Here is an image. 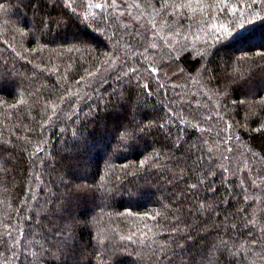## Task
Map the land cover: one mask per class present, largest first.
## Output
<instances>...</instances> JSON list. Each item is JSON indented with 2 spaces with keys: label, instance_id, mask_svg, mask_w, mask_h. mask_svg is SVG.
Masks as SVG:
<instances>
[{
  "label": "trees",
  "instance_id": "16d2710c",
  "mask_svg": "<svg viewBox=\"0 0 264 264\" xmlns=\"http://www.w3.org/2000/svg\"><path fill=\"white\" fill-rule=\"evenodd\" d=\"M262 53L261 0H0V264H264Z\"/></svg>",
  "mask_w": 264,
  "mask_h": 264
},
{
  "label": "snow or ice",
  "instance_id": "6c2138e0",
  "mask_svg": "<svg viewBox=\"0 0 264 264\" xmlns=\"http://www.w3.org/2000/svg\"><path fill=\"white\" fill-rule=\"evenodd\" d=\"M261 2H264V0H261ZM97 7H100V5H97ZM233 11L235 12L236 11V9H233ZM241 27H243V25H241ZM153 47H155V45H152ZM262 55H264V53H262ZM152 71L153 72H156L157 70L156 69H152ZM192 187H195V185H193ZM70 229L68 230V232L70 233ZM68 239H71V237H70V234H69V236H68Z\"/></svg>",
  "mask_w": 264,
  "mask_h": 264
},
{
  "label": "bare ground",
  "instance_id": "6f19581e",
  "mask_svg": "<svg viewBox=\"0 0 264 264\" xmlns=\"http://www.w3.org/2000/svg\"><path fill=\"white\" fill-rule=\"evenodd\" d=\"M67 50H69V49H67ZM30 105H31V103H30ZM31 106H32V105H31ZM209 154H210V153H209ZM209 154H208V155H209ZM104 224H105V223H104Z\"/></svg>",
  "mask_w": 264,
  "mask_h": 264
}]
</instances>
